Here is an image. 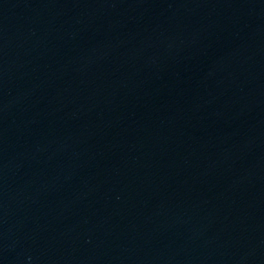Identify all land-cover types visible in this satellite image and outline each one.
<instances>
[{"label":"water","instance_id":"95a60500","mask_svg":"<svg viewBox=\"0 0 264 264\" xmlns=\"http://www.w3.org/2000/svg\"><path fill=\"white\" fill-rule=\"evenodd\" d=\"M0 236L264 264V0H0Z\"/></svg>","mask_w":264,"mask_h":264}]
</instances>
